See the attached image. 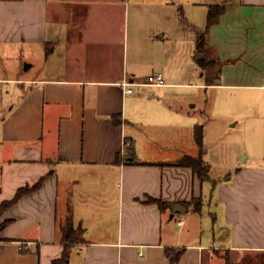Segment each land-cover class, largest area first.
<instances>
[{
    "label": "crops",
    "instance_id": "obj_1",
    "mask_svg": "<svg viewBox=\"0 0 264 264\" xmlns=\"http://www.w3.org/2000/svg\"><path fill=\"white\" fill-rule=\"evenodd\" d=\"M212 6L222 12L207 28ZM174 9L200 31L193 71L206 32L211 80L175 82L151 54L165 49L157 40ZM148 66L162 86L140 73ZM179 86L204 89L213 115L239 128L218 145L264 149V0H0V206L30 188L0 214V264H171L168 252L176 264H264L257 149L245 150L249 163H235L241 151L213 159L188 101L168 95ZM185 156L209 178L178 165ZM174 204L186 212L172 216ZM69 217L81 234L68 244Z\"/></svg>",
    "mask_w": 264,
    "mask_h": 264
},
{
    "label": "rangeland",
    "instance_id": "obj_2",
    "mask_svg": "<svg viewBox=\"0 0 264 264\" xmlns=\"http://www.w3.org/2000/svg\"><path fill=\"white\" fill-rule=\"evenodd\" d=\"M136 0H130V4H133ZM166 15H169L167 12ZM165 16V14H164ZM183 22H182V20ZM165 36L163 38H159L157 40L158 44H162L163 46H166L165 49L162 47L161 50L157 45H155V48H151V54H154V50L158 51L161 56V61L165 64H167L170 70H172L174 73H177L176 75H179L180 78H177L175 76L174 80L175 82L181 83V82H199L201 81L200 74L201 72L204 73V78L208 77V72L206 70L193 71L196 66L194 62L191 59V55L193 52V49L195 48V34L196 32H200L197 28H194L193 26L189 25L186 30V23L184 21V18L181 17L180 13L177 10H173L172 12V19L171 23L168 21V19H165ZM200 23V22H198ZM163 32V31H162ZM159 32V35L162 33ZM164 33V32H163ZM158 35V36H159ZM183 36L182 41L178 42L175 48V52L173 55H170L168 52V45L171 43V39L175 38L177 36ZM186 35H188L186 37ZM157 48V49H156ZM45 57V56H44ZM43 60L34 62L33 67L27 71V74H36L40 72L39 68L41 69V66L43 67ZM25 67V63L23 65ZM194 68V69H192ZM39 70V71H38ZM153 70V67H146L142 68L140 73L147 77L148 75H151ZM182 71V75L180 71ZM150 71V74H148ZM186 71L189 73L188 76H185ZM180 87V86H179ZM168 95H174V97L183 98L185 101H188L187 108L190 110L191 107L194 111V117L197 118L201 124H203L204 128L207 132V142H206V149L210 154H212L214 157L213 159H218L219 156L226 153L227 151L236 152L237 156L239 152L241 151V156L237 157L235 159V163H238V165L243 163H249L247 160H243L246 151L256 150L258 152L257 160H260V164H264V149L259 148L256 144H250L245 143L244 146L240 147V145L232 144L230 147L227 143H219L222 140H238V134H239V128L236 129H227L226 124L224 121H221L222 119L216 117L212 113V103L211 98L210 100L205 104L206 98L208 99L207 93L205 94L204 89L201 88H193V87H180V88H173L171 90H168ZM196 105V106H193ZM203 106V107H202ZM218 141V142H217ZM255 147V148H254ZM217 170L215 169L214 172ZM218 175V174H217ZM226 174H222L221 177L224 179L227 178L225 176ZM209 224L210 222L207 220L203 221V227L205 226V231L208 232L209 230ZM77 236H80L79 231H77ZM234 258V255L232 256ZM261 259L262 256L258 257V259ZM232 261V260H231ZM232 263V262H231ZM244 264H247L246 262Z\"/></svg>",
    "mask_w": 264,
    "mask_h": 264
},
{
    "label": "trees",
    "instance_id": "obj_3",
    "mask_svg": "<svg viewBox=\"0 0 264 264\" xmlns=\"http://www.w3.org/2000/svg\"><path fill=\"white\" fill-rule=\"evenodd\" d=\"M221 12H222V7L220 6L210 7L207 13V26H206L207 28L216 22ZM205 34L206 32H203L202 34L198 36L196 49H195L193 57L197 65L201 69L206 70L208 72L207 79L209 81L213 78V71H214L213 69L215 67L216 62L214 61L211 51L207 45ZM195 139H196L198 146L201 148L202 139H203L202 126L196 127ZM178 165L191 167L194 170V172L197 173L198 177L202 181H205L209 178L208 176L209 166L200 157L193 158L190 156H185L179 161ZM41 181L42 180H40L32 189L39 186ZM29 190L30 188H27V187L19 189L13 199L1 204L0 214L4 211V209L14 204L20 198L21 195H23L25 192ZM147 202L156 203L160 208H163L164 206H166L165 203L159 200L153 199V198H149ZM0 228H1V225H0ZM77 231L78 230H75L73 227L71 217H69L66 224L62 227V234H63L62 239L68 244L79 242V236H77V233H78ZM79 234H81L80 231H79ZM167 254L170 257L171 264H176L179 259V253L170 255L171 253L168 252ZM60 261L61 259L56 260L54 261V264H58L60 263ZM226 264H232V263L230 262V260H226Z\"/></svg>",
    "mask_w": 264,
    "mask_h": 264
},
{
    "label": "built area",
    "instance_id": "obj_4",
    "mask_svg": "<svg viewBox=\"0 0 264 264\" xmlns=\"http://www.w3.org/2000/svg\"><path fill=\"white\" fill-rule=\"evenodd\" d=\"M148 83L155 86H162L164 84V78L161 73H154L152 75L148 76ZM127 93H131L132 90L128 89L126 90ZM183 221H180L179 224H182Z\"/></svg>",
    "mask_w": 264,
    "mask_h": 264
},
{
    "label": "water",
    "instance_id": "obj_5",
    "mask_svg": "<svg viewBox=\"0 0 264 264\" xmlns=\"http://www.w3.org/2000/svg\"><path fill=\"white\" fill-rule=\"evenodd\" d=\"M171 210H172V216L175 214V213H185L186 212V209L181 206L180 204H174L172 205L171 207Z\"/></svg>",
    "mask_w": 264,
    "mask_h": 264
}]
</instances>
